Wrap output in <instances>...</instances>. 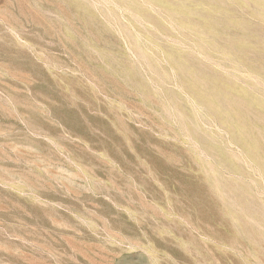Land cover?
<instances>
[{
	"label": "rangeland",
	"instance_id": "374dc122",
	"mask_svg": "<svg viewBox=\"0 0 264 264\" xmlns=\"http://www.w3.org/2000/svg\"><path fill=\"white\" fill-rule=\"evenodd\" d=\"M0 264H264V0H0Z\"/></svg>",
	"mask_w": 264,
	"mask_h": 264
}]
</instances>
